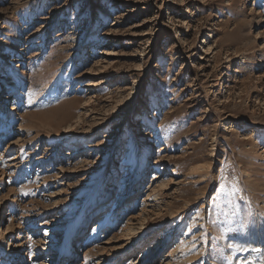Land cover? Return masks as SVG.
I'll return each instance as SVG.
<instances>
[{
  "label": "rangeland",
  "instance_id": "374dc122",
  "mask_svg": "<svg viewBox=\"0 0 264 264\" xmlns=\"http://www.w3.org/2000/svg\"><path fill=\"white\" fill-rule=\"evenodd\" d=\"M261 134L264 0H0V264H264Z\"/></svg>",
  "mask_w": 264,
  "mask_h": 264
},
{
  "label": "bare ground",
  "instance_id": "6f19581e",
  "mask_svg": "<svg viewBox=\"0 0 264 264\" xmlns=\"http://www.w3.org/2000/svg\"><path fill=\"white\" fill-rule=\"evenodd\" d=\"M145 25H146V23H144L143 25H141V26H139V27H145ZM148 35H150L149 33H144V34H142V35H138L137 37H147ZM207 52H208V54H212L213 52H212V48L210 47L208 50H207ZM16 101H18V99H16ZM17 104H18V102H16V104H15V106H17ZM14 109V108H13ZM74 119V118H73ZM72 121V120H71ZM79 121V120H78ZM81 121V120H80ZM80 123V122H79ZM259 140L261 141V142H263L264 141V134H261L259 137ZM85 148H86V146H85ZM88 149V148H87ZM89 149H91L90 147H89ZM105 210H106V208L104 209V206L102 207V210H100L99 209V214L100 213H104L105 212ZM205 220V219H204ZM203 220V221H204ZM145 222V221H144ZM100 226V224L99 225H97L96 224V228H95V230L93 231V233H95V231L96 232H99V227ZM143 226H144V223H143ZM85 227H86V224H84V223H79V224H74V225H72V227H71V231H70V233L66 236V237H64L63 239H64V241H62V244H61V247L59 248V250L57 251L58 252V255H57V258L59 257V256H61L62 257V259H67L66 260V262L64 263V264H70V259H72V258H74V257H76V254H77V248H76V246H75V241L76 240H78V238L81 236V234L83 233V231L85 230ZM207 227H208V225H207ZM79 236V237H78ZM94 237H95V235L94 236H91L90 238H88L87 239V241H86V244L85 245H91V244H93L94 243V241H95V239H94ZM163 260L165 261V262H163L164 264H166V263H168V261H170V259L168 258H163ZM193 262V261H192ZM162 263V264H163Z\"/></svg>",
  "mask_w": 264,
  "mask_h": 264
}]
</instances>
